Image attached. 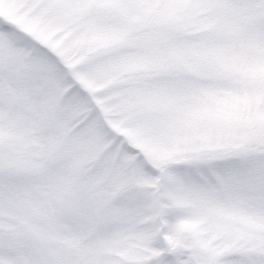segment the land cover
Segmentation results:
<instances>
[{"label":"snow or ice","instance_id":"snow-or-ice-1","mask_svg":"<svg viewBox=\"0 0 264 264\" xmlns=\"http://www.w3.org/2000/svg\"><path fill=\"white\" fill-rule=\"evenodd\" d=\"M0 264H264V0H0Z\"/></svg>","mask_w":264,"mask_h":264}]
</instances>
